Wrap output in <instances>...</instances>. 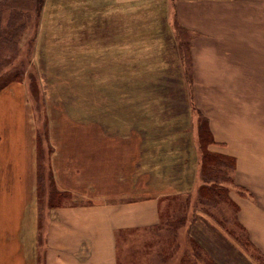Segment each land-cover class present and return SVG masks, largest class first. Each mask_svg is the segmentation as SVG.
Listing matches in <instances>:
<instances>
[{
    "label": "rangeland",
    "instance_id": "obj_1",
    "mask_svg": "<svg viewBox=\"0 0 264 264\" xmlns=\"http://www.w3.org/2000/svg\"><path fill=\"white\" fill-rule=\"evenodd\" d=\"M175 1L42 0L37 6L31 0L27 4L26 16L19 21L24 26L17 48L5 51L10 64L0 74L22 68L21 80L8 85L23 88L27 116L33 118L36 129V172L40 164L43 178L38 185L36 173V202L22 228L31 264H46V233L55 219L51 209L68 197L67 192L64 199L54 196L48 163L51 120L61 118L63 110L76 122L97 121L110 133L139 130L148 153L140 170L143 166L160 170L161 180L155 182L172 187L170 194L159 198L157 225L115 232L116 264H210L211 260V264H262L255 259L260 258L255 249L263 257L264 253L253 243L239 213L243 205L249 215L244 201L248 198L264 210V70L253 69L262 75L254 73L252 77H244V73L207 77L217 70L204 71L199 65L202 59H197L200 83L193 84L192 56L190 60L184 56L188 46L176 26L180 24L175 19ZM188 31L190 37L199 34ZM256 32L259 39L261 31ZM204 78L211 81L205 85L216 87L202 86ZM236 78L256 90L226 91L232 87L225 84ZM203 121L215 142L209 146L215 148L212 152L225 154L220 152L224 147L236 155L228 154L233 157L234 169L229 172L232 182L224 185L253 244L246 251L216 222L231 220L227 203L219 199L217 204H205L199 196L202 161L198 126ZM238 162L242 184L235 182ZM126 174L124 169L122 175ZM122 183L117 191L127 192L131 186L127 180ZM226 225L239 233L232 223Z\"/></svg>",
    "mask_w": 264,
    "mask_h": 264
},
{
    "label": "crops",
    "instance_id": "obj_2",
    "mask_svg": "<svg viewBox=\"0 0 264 264\" xmlns=\"http://www.w3.org/2000/svg\"><path fill=\"white\" fill-rule=\"evenodd\" d=\"M174 8L180 26L199 32L189 41L193 84L200 83L195 71L199 65L204 71L217 70L207 73V77L262 75L252 70H264V0H176ZM257 30L261 31L259 39ZM214 54L217 57L210 58ZM197 59H202L199 65ZM205 81L211 84L204 78L202 86L216 87L205 85ZM18 86L13 83L0 91V264H31L22 228L36 202V129L33 118L27 116L23 88ZM217 86L222 91V86ZM225 86L232 87L226 90L230 92L256 90L238 78ZM61 113V118L51 120L48 163L54 191L67 192L68 197L51 209L55 219L47 228L45 262L116 264L115 232L157 225L159 198L170 194L172 187L155 182L161 180L160 170H146L145 166L140 170L148 153L139 130L110 133L97 121L76 122L64 110ZM214 138L219 140L215 134ZM220 152L236 157L224 147ZM241 166L238 162L236 184L243 181L239 176ZM124 169L126 177L122 175ZM125 180L131 188L124 185L129 190L118 192ZM99 182L107 186L98 187ZM191 186L195 188V184ZM129 191L132 193L127 194ZM85 196L87 201H82ZM256 197L255 201L259 199ZM251 199L244 200L249 215L241 205L238 216L248 227L253 243L264 253V210L261 212ZM251 209L254 216L250 215Z\"/></svg>",
    "mask_w": 264,
    "mask_h": 264
},
{
    "label": "trees",
    "instance_id": "obj_3",
    "mask_svg": "<svg viewBox=\"0 0 264 264\" xmlns=\"http://www.w3.org/2000/svg\"><path fill=\"white\" fill-rule=\"evenodd\" d=\"M30 1L31 0H0V71L10 64L9 61H7L8 56L4 54L5 51L13 52L17 48L18 39L20 37L21 31L23 30L22 27L24 26V23H20L19 21L25 15V8H27V4ZM32 1L35 2L37 6H39L42 0ZM3 16L5 19L4 23H2ZM176 26L181 28L179 29V36L183 37L187 41L186 45L184 44V46H188L186 47L184 56L190 60L191 52L189 44V31L188 29H184V27L178 24H176ZM181 43L183 44V42ZM21 69L14 68L10 71L1 73L0 90L13 81H20V74L23 75V71H21ZM187 76L189 80V74H187ZM198 142L199 146H201L199 150L202 161L200 175L202 184L201 186H199V196L203 199V201L206 200L204 201L205 204H217L219 202V199L227 203V205L232 210L231 220L223 219L216 220V222L220 226L224 227L228 235L238 245H240L243 250L246 251L248 246H252L253 244L250 242L246 230L241 226L240 222L238 221V206L234 201L229 198V190L224 185L227 182H232L231 175L229 174V172L234 169L233 157L229 156L228 154H219L217 152H212L209 146H211L210 144H214L215 142L210 134V130L205 121H203V123H199ZM36 173L37 184L39 185L41 181L40 179L43 178L40 164H38ZM54 196L57 198H65V194H62L60 192L57 193L56 191L54 192ZM229 222L238 228V234H236L235 230L227 229L226 224ZM255 251L260 257H256L255 259L261 261L262 264H264V257L256 249ZM195 253L197 254V251ZM204 261L208 262L207 260ZM211 261H209L210 264L212 263Z\"/></svg>",
    "mask_w": 264,
    "mask_h": 264
}]
</instances>
